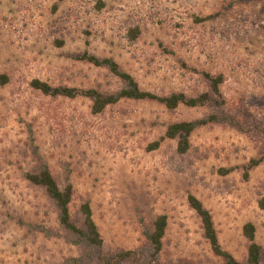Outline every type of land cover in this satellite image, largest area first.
<instances>
[{
	"label": "rangeland",
	"instance_id": "obj_1",
	"mask_svg": "<svg viewBox=\"0 0 264 264\" xmlns=\"http://www.w3.org/2000/svg\"><path fill=\"white\" fill-rule=\"evenodd\" d=\"M111 58L142 90L210 92L203 73L222 75V104L167 109L122 99L98 114L83 96L44 95L31 86L113 92L117 77L79 60ZM0 264H61L79 251L59 236L57 213L25 174L46 164L72 186L70 213L88 202L104 246L133 250L166 216L159 259L223 264L187 202L209 210L221 247L244 264L251 222L264 264V0H0ZM215 109L238 126L207 124L178 153L165 126ZM156 142L158 144H156ZM260 162L244 176L245 165Z\"/></svg>",
	"mask_w": 264,
	"mask_h": 264
},
{
	"label": "trees",
	"instance_id": "obj_2",
	"mask_svg": "<svg viewBox=\"0 0 264 264\" xmlns=\"http://www.w3.org/2000/svg\"><path fill=\"white\" fill-rule=\"evenodd\" d=\"M79 60L89 62L97 67H104L112 73L121 83L119 89L113 92H102L94 88L78 89L67 86H50L38 79L31 81V86L44 95L64 96L74 98L83 96L90 100V110L98 114L109 105L122 99L151 100L162 104L167 109H174L180 105L197 107L208 104L216 106L222 104L220 85L223 83L222 75H212L204 72L203 76L208 82L209 93L204 92L196 96H189L183 92H171L167 95H158L142 90L134 77L124 71L117 62L111 58H100L87 53L77 57ZM8 77L0 74V84H5ZM228 124L238 126L234 116L224 110L215 109L204 117L190 121L169 122L165 126L163 138L176 140L178 153H185L189 148V136L199 126L207 124ZM156 144H158L156 142ZM261 159H252L245 165L244 176L255 167ZM26 179L34 185L41 187L46 196L52 201L56 213L60 232L49 228H41L48 236H59L66 243L76 247L79 251L75 257L66 258L61 264H165L159 259L162 249V238L166 228V216L159 215L152 223L150 230L144 229V242L133 250H112L104 246L97 225L95 224L88 202H84L79 209V220L75 221L70 213L69 204L72 198V186L67 183L59 186L46 164H41L32 172L25 174ZM187 202L200 219L203 237L207 240L212 253L222 259L223 264H240L229 252L224 250L218 240L217 232L209 210L194 195L189 194ZM264 207V196L259 201ZM243 236L247 240V250L244 264H260L261 247L255 241V227L246 222L242 227Z\"/></svg>",
	"mask_w": 264,
	"mask_h": 264
}]
</instances>
